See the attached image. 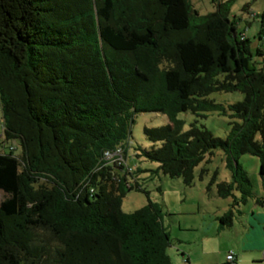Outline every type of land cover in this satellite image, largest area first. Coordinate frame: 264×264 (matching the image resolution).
<instances>
[{"label": "trees", "instance_id": "obj_1", "mask_svg": "<svg viewBox=\"0 0 264 264\" xmlns=\"http://www.w3.org/2000/svg\"><path fill=\"white\" fill-rule=\"evenodd\" d=\"M233 1L200 15L191 0H0V264H170L158 205L124 213L134 172L103 160L126 157L140 113L168 118L143 129L140 151L164 175L190 186L221 150L232 181L213 179L216 195L253 197L238 159L257 157L264 177V10L252 50ZM214 92L244 97L224 109ZM214 111L231 121L225 138L177 120Z\"/></svg>", "mask_w": 264, "mask_h": 264}, {"label": "rangeland", "instance_id": "obj_2", "mask_svg": "<svg viewBox=\"0 0 264 264\" xmlns=\"http://www.w3.org/2000/svg\"><path fill=\"white\" fill-rule=\"evenodd\" d=\"M191 3L200 15L214 11L212 0H191ZM263 10L264 0H234L230 6L229 18L236 21L239 32H244L251 39L252 50L259 44L254 37L260 18L255 15ZM243 97L240 92H214L208 96L224 109L242 101ZM177 120L181 122L183 131L195 122L219 138H225L231 127L229 117L221 111L201 113L199 116L190 112L179 113ZM168 123L167 116L162 114L140 113L135 116L130 127L131 147L127 150L125 162L134 172L133 177L128 176V181L132 184L136 182L139 190L126 193L121 210L132 213L148 202L158 205L162 227L169 236L166 255L170 264H264V177L259 175V159L248 154L238 159L252 185L253 197L245 202L241 201L242 195L237 191L228 198L216 195L217 183L232 181L221 150L214 151L194 168L193 181L188 186L181 178L164 175L157 163L141 156V149L152 146L146 140L143 129ZM7 145L17 148L14 152L16 155L20 153L18 142ZM4 151L8 152V149ZM4 197V193L0 192V202ZM225 214L230 215V225L220 224L219 218ZM250 220L255 225L253 229L250 228ZM252 231L257 234V242L252 238ZM230 252L239 256V263L226 261V255Z\"/></svg>", "mask_w": 264, "mask_h": 264}, {"label": "built area", "instance_id": "obj_3", "mask_svg": "<svg viewBox=\"0 0 264 264\" xmlns=\"http://www.w3.org/2000/svg\"><path fill=\"white\" fill-rule=\"evenodd\" d=\"M125 158L126 157L121 147H116L112 151L106 150L103 153V160L113 166H121L126 164ZM234 258V254L232 252L226 255L227 262H232Z\"/></svg>", "mask_w": 264, "mask_h": 264}, {"label": "crops", "instance_id": "obj_4", "mask_svg": "<svg viewBox=\"0 0 264 264\" xmlns=\"http://www.w3.org/2000/svg\"><path fill=\"white\" fill-rule=\"evenodd\" d=\"M249 225H250V228H251V229H253V228H254V226H255V225H254V223H252V221H251V220H250V223H249ZM251 233H252V238H253V239H255V241H256V239H257V234H256L254 231H252ZM256 242H257V241H256ZM256 242H255V244H257ZM256 247H257V248H259L258 246H256ZM249 248H251V247H249ZM233 254H234V257H235V260H236V262H238V263H239V261H240V258H239V256H238L237 254L235 255V253H234V252H233Z\"/></svg>", "mask_w": 264, "mask_h": 264}]
</instances>
